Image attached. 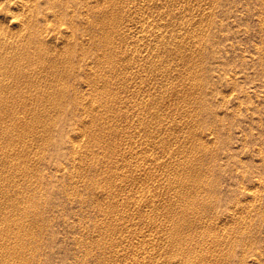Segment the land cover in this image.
<instances>
[{
	"label": "rangeland",
	"instance_id": "rangeland-1",
	"mask_svg": "<svg viewBox=\"0 0 264 264\" xmlns=\"http://www.w3.org/2000/svg\"><path fill=\"white\" fill-rule=\"evenodd\" d=\"M28 1L0 0V264H264V0Z\"/></svg>",
	"mask_w": 264,
	"mask_h": 264
},
{
	"label": "bare ground",
	"instance_id": "bare-ground-1",
	"mask_svg": "<svg viewBox=\"0 0 264 264\" xmlns=\"http://www.w3.org/2000/svg\"><path fill=\"white\" fill-rule=\"evenodd\" d=\"M19 1H20V4H21V2H23L24 5H26V3L29 2L28 0H27V1H26V0H18V3H19ZM15 2H16V1H15ZM21 5H22V4H21ZM24 5H23V6H24ZM32 5H33V4H32ZM28 6H29V5H28ZM36 8H37V7H35L34 9H36ZM32 10H33V9H32ZM32 10H31V11H32ZM40 10H41V9H40ZM40 10H39V6H38L37 11L39 12ZM33 11H34V10H33ZM39 13H40V12H39ZM39 13H38V15H39ZM29 15H30V14H29ZM32 15H34V14H32ZM28 17H29V16H28ZM34 17H35V16H34ZM29 18H32V17H29ZM34 21H35V19H34ZM36 21H37V20H36ZM36 21H35V22H36ZM32 22H33V21H32ZM36 24H37V23H36ZM36 24H35V25H36ZM31 25H32V24H30V26H31ZM28 27H29V26H28ZM33 27H34V25H33ZM30 29H31V28H30ZM31 30H32V29H31ZM31 32H32V31H31ZM106 34H107V33H106ZM106 36H107V35H106ZM109 36H110V35H109ZM111 38H112V37H111ZM31 39H32V38H31ZM105 39H106V38H105ZM107 39H108V38H107ZM30 41H31V40H30ZM36 41H37V40H36ZM110 41H111V39H110ZM110 41H109V42H110ZM20 44H22V43H19V45H20ZM24 44H25V43H24ZM30 44H31V43H30ZM0 45H1V44H0ZM15 45H16V44H15ZM33 45H34V44H33ZM33 45H32V46H33ZM22 46H23V45H22ZM25 46H26V45H25ZM13 47H14V46H13ZM15 47H16V46H15ZM27 47H28V43H27ZM0 48H1V47H0ZM25 48H26V47H25ZM32 48H33V47H32ZM23 49H24V48H23ZM68 49H69V48H68ZM14 50H15V49H14ZM14 50H13V51H14ZM37 50H39V46H38ZM28 51H29V50H28ZM39 51H40V50H39ZM10 52H11V51H10ZM37 52H38V51H36L35 53H37ZM66 52H68V50L65 51V53H66ZM7 53H8V52H7ZM11 53H12V52H11ZM26 53H27V52H26ZM39 53H40V52H39ZM5 54H6V53H5ZM21 54H22V53H21ZM33 54H34V53H33ZM66 54H67V53H66ZM69 54H71V53H69ZM7 55H8V54H7ZM9 55H10V53H9ZM13 55H14V54H13ZM15 55H16V54H15ZM36 55H37V54H36ZM38 55H39V54H38ZM34 56H35V55H34ZM4 57H5V56H4ZM63 57H64V56H63ZM69 57H70V56H69ZM34 58H35V57H34ZM67 58H68V57H67ZM19 59H21V58H19ZM37 59H38V58H37ZM8 60H9V59H8ZM11 60H12V62H13L14 58L11 59ZM24 60H25V59H24ZM28 60H29V59H28ZM33 60H34V59H33ZM38 60H39V59H38ZM64 60H65V59H64ZM3 61H4V60H3ZM14 61H15V60H14ZM66 61H67V60H66ZM9 62H10V61H9ZM38 62H39V61H38ZM68 62H69V61H68ZM4 64H7V63H4ZM13 64H14V63H13ZM13 66H14V65H13ZM8 67H9V66H8ZM66 67H67V66H66ZM16 69H17V68H16ZM67 69H68V68H67ZM14 70H15V69H14ZM8 71H9V70H8ZM11 71H12V70H11ZM22 71H23V70H22ZM22 71H21V72H22ZM14 72H15V71H14ZM18 72H19V70H18ZM12 74H13V73H12ZM17 74H18V73H17ZM19 74H20V73H19ZM16 76H17V75H16ZM17 77H18V76H17ZM20 78H22V76H21ZM18 79H19V78H18ZM0 80H1V79H0ZM21 80H22V79H21ZM15 81H16V79H15ZM19 81H20V79H19ZM16 82H17V81H16ZM17 83H19V82H17ZM4 86H5V85H4ZM5 87H6V86H5ZM5 87H4V88H5ZM7 87H8V86H7ZM9 88H10V87H9ZM6 89H8V88H6ZM3 90H4V89H3ZM62 92H63V91H62ZM6 95H7V94H6ZM19 95H20V94H19ZM1 96H2V95H1ZM1 99H2V98H1ZM3 100H4V99H3ZM6 100H7V99H6ZM93 111H94V110H93ZM10 214H11V213H10ZM14 214H15V213H14ZM23 214H24V213H23ZM23 214H22V215H23ZM12 216H14V215H12ZM3 217H4V216H3ZM8 217H9V215H8ZM21 217H22V216H21ZM21 217H20V218H21ZM6 218H7V217H6ZM20 218H19V219H20ZM7 219H8V218H7ZM19 219H18V220H19ZM21 219H22V218H21ZM24 219H25V218H24ZM24 219H22L23 222H24ZM2 220H4V218H3ZM9 221H10V220H9ZM12 221H13V220H12ZM14 222H16V221H14ZM7 223H8V222H7ZM8 224H9V223H8ZM10 224H12V223H10ZM19 224H20V223H19ZM17 225H18V224H17ZM10 226H12V225H10ZM21 226H22V225H21ZM23 226H24V225H23ZM19 227H20V226H19ZM19 227H18V228H19ZM10 228H11V227H10ZM13 228H14V227H13ZM23 228H24V227H23ZM23 228H22V229H23ZM15 229H16V228H15ZM24 229H25V228H24ZM7 230H8V229H7ZM19 230H20V229H19ZM8 231H11V230H8ZM26 231H27V227H26ZM22 232H23V231H22ZM17 233H19V232H17ZM20 233H21V231H20ZM12 234H13V233H12ZM15 234H16V233H15ZM24 234H25V233H24ZM26 235H27V234H26ZM16 236H17V235H16ZM20 236H21V235H20ZM24 236H25V235H24ZM21 239H22V238H21ZM16 240H17V239H16ZM23 240H26V239L23 238ZM21 241H22V240H21ZM16 242H17V241H16ZM22 243H23V242H22ZM24 243H26V241H25ZM24 243H23V244H24ZM16 244H17V243H16ZM18 244H19V242H18ZM15 247H16V246H15ZM18 247H19V246H18ZM21 248H22V244H21ZM188 254H189V253H188ZM188 254H187V255H188ZM189 255H190V254H189ZM186 257H187V256H186ZM191 257H192V259H194L195 255H194V257H193V256H191ZM199 257H201V256H199ZM3 258H4V257H3ZM192 259H191V260H192ZM196 259H197V257H196ZM196 259H195V260H196ZM9 260H10V259H9ZM187 260H189V259L187 258ZM187 260H186V261H187ZM199 260H200V259H199ZM7 261H8V260H7ZM7 261H6V262H7ZM6 262H5V263H6ZM9 263H10V262H9Z\"/></svg>",
	"mask_w": 264,
	"mask_h": 264
}]
</instances>
